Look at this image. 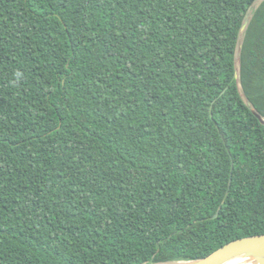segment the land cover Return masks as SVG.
Here are the masks:
<instances>
[{
    "label": "trees",
    "instance_id": "obj_1",
    "mask_svg": "<svg viewBox=\"0 0 264 264\" xmlns=\"http://www.w3.org/2000/svg\"><path fill=\"white\" fill-rule=\"evenodd\" d=\"M256 0H0V264H154L264 235L241 95ZM264 117V1L241 54Z\"/></svg>",
    "mask_w": 264,
    "mask_h": 264
},
{
    "label": "water",
    "instance_id": "obj_2",
    "mask_svg": "<svg viewBox=\"0 0 264 264\" xmlns=\"http://www.w3.org/2000/svg\"><path fill=\"white\" fill-rule=\"evenodd\" d=\"M264 0H256L252 5L251 9L247 13L243 25L240 29L238 47L236 52V74L235 77L238 82V86L242 97L244 98L246 104L253 112V114L260 120L264 125V117L258 113L251 102L246 98L240 80L241 74V54L244 42V37L248 25L253 17L255 10L263 3ZM244 262L249 264H264V235L250 236L241 239L234 240L225 246L221 247L211 255L196 259V260H186V261H169V262H159L154 264H230L232 262Z\"/></svg>",
    "mask_w": 264,
    "mask_h": 264
},
{
    "label": "bare ground",
    "instance_id": "obj_3",
    "mask_svg": "<svg viewBox=\"0 0 264 264\" xmlns=\"http://www.w3.org/2000/svg\"><path fill=\"white\" fill-rule=\"evenodd\" d=\"M230 264H249V263H244V262H232V263H230Z\"/></svg>",
    "mask_w": 264,
    "mask_h": 264
}]
</instances>
